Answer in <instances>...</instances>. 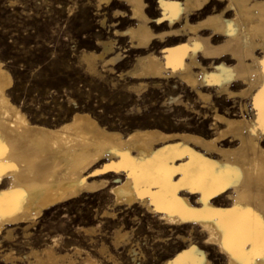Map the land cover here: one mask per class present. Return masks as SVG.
<instances>
[{
	"label": "bare ground",
	"instance_id": "1",
	"mask_svg": "<svg viewBox=\"0 0 264 264\" xmlns=\"http://www.w3.org/2000/svg\"><path fill=\"white\" fill-rule=\"evenodd\" d=\"M78 1L81 11L84 2L93 6L98 26L108 29L95 42L100 50L82 57L94 72L98 63L111 73L119 68L110 83L124 95L110 103L130 99V113L143 117L152 93L180 122L165 126L155 99L149 119L121 121L125 128L77 107L55 121L31 117L10 98L13 79L0 61V239L20 229L27 241L50 208L106 191L101 213L114 219V248L134 240L121 227L125 217L116 216L125 207L137 222L138 209L184 242L157 255L158 264H211L209 250L223 264H264V0ZM81 230L90 240L98 232ZM55 242L31 246L25 263L76 264ZM140 243L126 248L132 262L150 261ZM99 250L121 264L104 243ZM12 252L1 259L17 264ZM81 258L97 264L88 252Z\"/></svg>",
	"mask_w": 264,
	"mask_h": 264
},
{
	"label": "rangeland",
	"instance_id": "2",
	"mask_svg": "<svg viewBox=\"0 0 264 264\" xmlns=\"http://www.w3.org/2000/svg\"><path fill=\"white\" fill-rule=\"evenodd\" d=\"M84 4L85 11H81L78 0H0V61L13 79V84L8 89L10 98L29 116L37 119L47 118L55 121L66 115L65 112L68 115L74 107H77L100 114L99 117L104 121L118 124L122 128L127 124L121 121L138 122L144 118L149 119L154 110L148 107L150 101L155 99L161 107L156 106L158 109L156 111L159 115L163 113L167 117L163 120V124L165 126L171 123L173 126L178 124L180 122L178 112L171 114L172 110L168 108L169 106H160L159 99L152 93H148L141 104L142 109L145 110L143 112L148 114L143 117H136L130 113L132 112L129 110L130 99L115 104L110 103L111 96L124 95L120 87H113L110 83L111 79L119 78L117 72H114L119 68L115 65L111 73L98 63V70L94 72L84 64L83 54L89 51L98 52L100 49L95 43L97 37L100 33L108 32V29L98 26L93 6L87 5L86 2ZM125 67L121 66V69ZM158 91L160 96L163 93L162 89L158 88ZM229 106L231 103L228 104ZM192 120L199 123L202 119L196 116ZM205 127H208L207 123ZM178 129L180 130L174 127L170 130ZM107 201L106 191H99L84 193L76 199L50 208L32 224L29 240L24 239L20 229H16L13 239H0V264H8L1 259V254L6 251H13L12 254L18 257L17 264H24L26 261L24 256L31 246L39 247L52 239L57 241L56 251L69 252L76 264H81L83 258L81 256H85L86 252L95 259L94 263L116 264L115 260L106 257V253H100L101 243L107 246L121 264L132 262L126 248L132 245L135 239L141 242L145 257L150 261L141 257L131 264H158L162 258L158 259L157 255H172L185 245L177 237L175 229L170 232L167 230L168 226L163 227L159 224L158 226L138 209L137 216L141 219L137 222L131 215L132 208L122 207L116 211L118 212L116 216L121 219L125 217L121 227L124 230H131L130 238L134 240L130 244L120 246V249L114 248L111 243L114 219L102 216L101 213ZM89 225L98 228L93 240L87 239V235L81 230L82 227ZM185 230L180 233L187 234ZM192 235L194 240H201L198 230L195 229ZM74 247L81 249L80 254L74 253ZM208 258L211 264L225 263L222 256L214 250L208 251Z\"/></svg>",
	"mask_w": 264,
	"mask_h": 264
},
{
	"label": "snow or ice",
	"instance_id": "3",
	"mask_svg": "<svg viewBox=\"0 0 264 264\" xmlns=\"http://www.w3.org/2000/svg\"><path fill=\"white\" fill-rule=\"evenodd\" d=\"M261 236H262V242H264V220L261 221Z\"/></svg>",
	"mask_w": 264,
	"mask_h": 264
}]
</instances>
